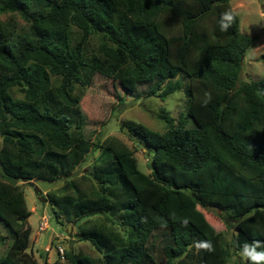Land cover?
Segmentation results:
<instances>
[{"label":"trees","instance_id":"1","mask_svg":"<svg viewBox=\"0 0 264 264\" xmlns=\"http://www.w3.org/2000/svg\"><path fill=\"white\" fill-rule=\"evenodd\" d=\"M231 1L0 0V222L13 239L0 264H38L22 184L60 178L51 212L68 223L96 216L78 229L99 256L42 264H252L244 246L264 252V74L238 82L258 35L239 31ZM225 12L234 19L222 31ZM95 74L155 82L162 99L184 88L195 126L162 112V132L129 127L148 174L116 139L98 145L87 190L70 177L90 149L80 101ZM207 205L235 229L230 242L198 208Z\"/></svg>","mask_w":264,"mask_h":264},{"label":"rangeland","instance_id":"2","mask_svg":"<svg viewBox=\"0 0 264 264\" xmlns=\"http://www.w3.org/2000/svg\"><path fill=\"white\" fill-rule=\"evenodd\" d=\"M231 9L238 16L241 33L249 36L258 35L257 40L243 58L238 82L259 80L264 74L262 61L264 54V0H232ZM4 18H12L17 26H24V21L17 14L9 13ZM96 44V39L91 41L88 50L92 52ZM177 78L183 79L184 77L181 74ZM164 84H160L159 87ZM155 85V82L148 85L123 84L95 74L92 83L84 88L80 101V108L84 115V123L81 128L82 134L90 143V149L84 161L75 168L70 177L77 181L81 188L87 190L91 188L92 182L87 176L97 162L100 152V148L97 147L110 139H116L131 151V156L127 159L130 166L145 174L150 172L148 153L142 145L124 132L125 129L129 131V127L142 124L149 129L162 132L165 128V122L159 117L162 112L168 114L174 122L179 120L186 128L195 126L193 120L185 113L184 88L162 99L158 97L160 90L151 94V88ZM65 180V178L51 182L32 180L22 184L26 205L31 212L28 218L31 234L26 251L38 264H42L44 258L49 263L65 261L58 255V247H62L64 253L73 251L93 258L99 256L89 241L80 239L78 229L79 224L95 219L96 216L69 223L65 220L60 222L56 220L50 210L51 204L47 200V194L57 193ZM198 208L204 213L214 229L222 233L225 241L230 242L235 229L226 225L213 209ZM44 217L47 220L46 227L40 230L39 226ZM12 240L8 229L0 222V256L5 255ZM155 259L163 264L162 260ZM233 259H237V257L233 256Z\"/></svg>","mask_w":264,"mask_h":264},{"label":"clouds","instance_id":"3","mask_svg":"<svg viewBox=\"0 0 264 264\" xmlns=\"http://www.w3.org/2000/svg\"><path fill=\"white\" fill-rule=\"evenodd\" d=\"M233 19L234 17L231 12L223 13L220 19V29L226 31L230 27V22ZM203 247L211 249L210 244H204ZM244 255L249 258L252 264H261V262H264V252H257L249 245L244 246Z\"/></svg>","mask_w":264,"mask_h":264},{"label":"water","instance_id":"4","mask_svg":"<svg viewBox=\"0 0 264 264\" xmlns=\"http://www.w3.org/2000/svg\"><path fill=\"white\" fill-rule=\"evenodd\" d=\"M124 132L129 136V137H131L134 141H136L137 140V138H136V136L131 132V131H128L127 129H125L124 130ZM2 169H1V167H0V171H1ZM50 205V204H49ZM210 209H213V210H215V211H219L218 210V208L217 207H214V206H212V205H207L206 207H205V210H210ZM51 210V209H50ZM52 211V210H51Z\"/></svg>","mask_w":264,"mask_h":264},{"label":"built area","instance_id":"5","mask_svg":"<svg viewBox=\"0 0 264 264\" xmlns=\"http://www.w3.org/2000/svg\"><path fill=\"white\" fill-rule=\"evenodd\" d=\"M46 218L44 217L40 223L39 229L43 230L46 227ZM58 255L61 257L62 260H64V250L62 249V247H58Z\"/></svg>","mask_w":264,"mask_h":264},{"label":"crops","instance_id":"6","mask_svg":"<svg viewBox=\"0 0 264 264\" xmlns=\"http://www.w3.org/2000/svg\"><path fill=\"white\" fill-rule=\"evenodd\" d=\"M48 228V227H47Z\"/></svg>","mask_w":264,"mask_h":264}]
</instances>
